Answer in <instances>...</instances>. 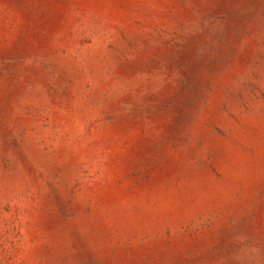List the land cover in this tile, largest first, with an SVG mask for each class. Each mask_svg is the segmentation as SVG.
<instances>
[{
    "label": "rangeland",
    "instance_id": "rangeland-1",
    "mask_svg": "<svg viewBox=\"0 0 264 264\" xmlns=\"http://www.w3.org/2000/svg\"><path fill=\"white\" fill-rule=\"evenodd\" d=\"M0 264H264V0H0Z\"/></svg>",
    "mask_w": 264,
    "mask_h": 264
}]
</instances>
